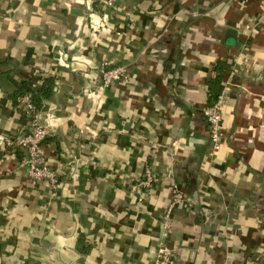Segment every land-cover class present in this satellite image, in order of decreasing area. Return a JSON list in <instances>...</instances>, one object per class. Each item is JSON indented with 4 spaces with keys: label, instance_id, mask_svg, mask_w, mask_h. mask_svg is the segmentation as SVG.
Wrapping results in <instances>:
<instances>
[{
    "label": "crops",
    "instance_id": "obj_1",
    "mask_svg": "<svg viewBox=\"0 0 264 264\" xmlns=\"http://www.w3.org/2000/svg\"><path fill=\"white\" fill-rule=\"evenodd\" d=\"M104 3L0 0V134L26 133L15 97L53 79L41 152L60 175L31 181L0 144V264H154L162 239L176 264H264V0ZM104 60L129 78L103 90ZM223 63L213 152L203 109Z\"/></svg>",
    "mask_w": 264,
    "mask_h": 264
},
{
    "label": "built area",
    "instance_id": "obj_2",
    "mask_svg": "<svg viewBox=\"0 0 264 264\" xmlns=\"http://www.w3.org/2000/svg\"><path fill=\"white\" fill-rule=\"evenodd\" d=\"M120 0H105L104 7L114 9ZM101 76V87L108 90L114 83L126 81L129 72L125 66H112L104 60L99 68ZM226 98V90H222L217 100L203 109V116L209 129L211 149L217 152L221 149L225 134L223 132L222 108ZM19 107L28 114L27 131L24 135L13 137L0 134V144L5 147H15L23 152L20 165L27 169L29 179L35 183H45L51 189L56 190L60 184L59 171L53 169L47 163L41 149L46 140L51 137L50 128L43 123L42 113L37 108L32 96L26 94L18 99ZM145 179L139 184L142 188H150L155 182L154 174L150 168L145 170ZM181 197H177L175 202H181ZM172 207L168 209L163 217V228L168 234L171 228ZM154 264H176L174 250L162 239L158 246L157 256Z\"/></svg>",
    "mask_w": 264,
    "mask_h": 264
},
{
    "label": "trees",
    "instance_id": "obj_3",
    "mask_svg": "<svg viewBox=\"0 0 264 264\" xmlns=\"http://www.w3.org/2000/svg\"><path fill=\"white\" fill-rule=\"evenodd\" d=\"M92 15L93 16L91 17V20L88 23V27L90 28L92 32H99L100 30H102V27L98 25V21H97L98 16H96V14H93V13ZM217 67H218L217 68L218 75L216 79L212 81L210 84V91H209L210 104L214 103L217 100L218 95L221 93L222 88H223L222 79H223L225 72L228 70V65L226 63L219 64ZM35 73H38V72L36 71ZM35 77L38 81L43 79L38 75H36ZM53 82L54 80L50 79L48 82L44 83V85L42 86V89H39V90L34 89L32 82H30V85L28 84L24 85L15 97V104L19 106L17 102L18 99L21 96L30 94L37 108L39 109V111H41L42 109L41 104L43 100L50 97L53 94V91H54Z\"/></svg>",
    "mask_w": 264,
    "mask_h": 264
}]
</instances>
